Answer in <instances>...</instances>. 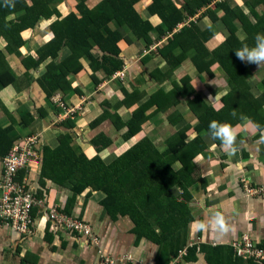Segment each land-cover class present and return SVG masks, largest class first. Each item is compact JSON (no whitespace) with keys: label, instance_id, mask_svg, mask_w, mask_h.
I'll return each instance as SVG.
<instances>
[{"label":"crops","instance_id":"0c3cea01","mask_svg":"<svg viewBox=\"0 0 264 264\" xmlns=\"http://www.w3.org/2000/svg\"><path fill=\"white\" fill-rule=\"evenodd\" d=\"M26 1L29 4V0ZM99 1L87 0V8L91 9ZM228 1L233 6H239L255 22L243 0ZM174 2L179 8L184 0ZM77 4L78 0L57 1L51 4V9L57 8L61 16L65 17L71 12H76ZM150 5L151 0H142L136 10L143 20L149 21L156 28L161 25V21L157 16L149 15L147 9ZM255 8L261 13L264 12L262 4ZM205 10L206 8H202L178 28L184 27L186 23H194L202 31H213V38L206 44L207 49L213 51L225 41L226 32L219 22L212 24L209 17L202 18ZM17 17L18 15H12L10 20L15 21ZM53 22L54 19L42 20L33 29L23 31L20 35L21 44L16 47L17 52L10 54L7 51V42L3 36L0 37V51L6 57L11 75L14 80L22 79L19 89L11 86L0 91V128L5 129L12 125L13 134L18 139L36 135L41 138L42 147L54 149L59 145L58 137L70 132L76 153H84L90 159L97 155L91 141L98 136H104L109 140L110 146L99 156L105 164H110L145 139H149L160 152L166 150L167 140L178 132L186 135V142L196 139L198 135L195 127L198 120L190 110L188 100L183 99L165 112H157L156 106L149 109L145 113L147 121L142 125L140 132L131 139L123 138L127 128L117 127L118 122L119 126L128 124L134 111L158 90L170 92L173 82L188 77L195 94L207 106L221 109L222 99L229 88L218 65L212 67L213 78L199 74L190 60L171 73V67L157 52V49L164 45L165 39H160L156 29L149 33L148 42H152L149 49L142 41L135 40L128 30L121 29L124 40L119 43V48L124 66L120 71L109 77L103 72L95 73L99 81L96 83L91 81L87 58L79 59L77 65L83 69L68 79V83L72 89L81 92V95H70L67 98L57 94L47 98L39 81L44 74L53 71L59 63L70 57V51L63 49L56 59H46L38 69L31 68L30 71L26 70L23 60L31 58L37 61L38 53L56 34L51 30ZM241 34L242 39L245 35L242 31ZM93 53L96 54L97 51ZM246 63L251 68L248 83L254 95L259 96L263 90L261 82L264 80L260 75L264 74V71L255 72L257 64ZM260 69L264 70V67ZM27 72L28 81L23 79ZM154 72L165 75L166 80L159 83L158 78L161 76L158 74L152 77ZM124 90L129 94L137 92L143 97L137 103L121 106ZM52 99L61 100L71 107L81 106L79 115L73 120L68 119L74 121L73 129L63 127L65 120H59L60 111L55 108ZM173 113L178 114L181 119L177 125H171L168 120ZM103 115L106 117L102 121L91 126V123ZM25 120L28 123H25ZM233 129L231 150L222 147L220 140L217 142L208 133H200L206 149L192 161V177L197 183L189 189L191 199L186 202L193 218L188 226L186 246L200 243L223 246L224 255L228 254L232 242L244 235L264 243V130L259 132L246 120ZM173 169L178 171L180 165L175 164ZM40 174L41 164L35 159L30 161L20 176L22 181L27 182L30 190L47 204V208H65L70 197L69 191L48 181L44 185L41 184ZM1 175L0 158V177ZM246 187L255 193H247ZM86 193L76 199L71 215L93 227L100 238L98 243L92 244L87 239L54 230L51 226L48 228L45 212L35 211L33 216L36 222L31 235L21 236L11 227L0 229V264H158L156 244L146 238L137 240L134 225L128 218L112 221L105 215L100 206L104 199L103 194L94 192L86 199ZM171 193L175 198L182 195L178 187L172 188ZM99 250L103 251L107 259L101 252L100 257L97 255ZM183 251L181 249L182 253L171 257L167 264H208L204 253L199 252L197 259L192 261Z\"/></svg>","mask_w":264,"mask_h":264},{"label":"trees","instance_id":"16d2710c","mask_svg":"<svg viewBox=\"0 0 264 264\" xmlns=\"http://www.w3.org/2000/svg\"><path fill=\"white\" fill-rule=\"evenodd\" d=\"M57 1L68 0H29V4L26 0H0V37L3 36L7 42L8 54L17 52L16 47L21 44L20 35L23 31L33 29L42 20L54 19L51 30L56 34L53 40L38 53L37 61L31 58L23 60L27 71L38 69L46 59H56L63 49L70 51V57L59 63L53 71L44 74L39 81L47 98L57 94L67 98L70 95H81L68 83V79L83 69L77 65L79 59L87 58L91 81L96 83L99 81L95 73L103 72L109 77L120 71L124 66L119 48V43L124 40L121 29L128 30L135 40L148 46L147 49L152 46V42H148L149 33L156 29L160 39H165L164 45L157 52L171 67V73L190 60L199 74L213 78L212 67L218 65L229 88L222 99L221 109L216 110L207 106L195 94L190 79L186 77L173 82L170 92L158 90L150 96L134 111L128 124L119 126L117 123L118 129L127 128L123 138L128 140L140 132L147 121L145 113L149 109L156 106L157 112H165L178 105L182 99L188 100L189 108L198 120L195 127L198 136L186 142V135L178 132L167 140L164 152L157 150L149 139H145L110 164H105L99 154L110 146L109 140L104 136L94 138L91 146L97 155L88 159L84 153H76L70 132L58 137L59 145L56 148L42 147L38 159L41 164V184L48 181L70 193L65 208H61L62 212L72 216L76 199L82 194L87 192V199L94 192L101 193L104 199L100 206L105 215L112 221L128 218L134 225L137 240L146 238L158 246V264H167L181 249L192 261L197 259L199 252L204 253L208 264H264V261L253 258L238 257L232 246L227 256L223 254V246L202 243L186 246L188 226L193 220L186 202L191 199L189 189L197 183L192 177V161L206 149L200 133L210 135L208 123L211 120L226 123L232 128L246 120L259 132L264 130V80L261 82V95L255 96L248 83L251 68L233 52V49L243 44L251 45L254 35L264 32V12L255 8L264 5V0L246 2L255 22L239 6L231 5L228 0H184L179 8L174 0H151L147 11L161 21V25L156 28L137 12L136 6L142 0H100L91 9L87 8V0H78L76 12L65 17L61 16L57 8L51 9V4ZM202 8H206L202 18L209 17L212 24L219 22L226 32L225 41L213 51L206 47L213 38V31H202L194 23H186L184 27L178 28ZM12 15H18L15 20L18 23L10 20ZM241 31L245 35L244 39L240 38ZM94 51L97 53L94 54ZM10 71L6 57L0 51V91L11 86L19 89L22 83V79L14 80ZM159 73H152V77ZM24 75L23 79L28 81V72ZM159 75V83L166 80L165 75ZM142 97L137 92L129 94L124 90V100L120 105H132ZM27 117L32 120L30 116ZM105 117L103 115L96 119L91 126ZM168 120L171 125L181 121L176 113L170 115ZM25 123L28 121L25 120ZM74 126V121L63 122V127L69 130ZM12 127L0 128L1 159L11 152L16 142L21 141L13 134ZM214 139L219 142V139ZM175 164L180 165L178 171L173 169ZM17 180L21 182L22 177ZM174 187L182 191L178 198L171 193ZM259 245L264 247V243L259 242Z\"/></svg>","mask_w":264,"mask_h":264},{"label":"built area","instance_id":"2783aa9c","mask_svg":"<svg viewBox=\"0 0 264 264\" xmlns=\"http://www.w3.org/2000/svg\"><path fill=\"white\" fill-rule=\"evenodd\" d=\"M51 101L55 108L60 111L59 120L74 119L82 109L81 106H68L61 100L52 99ZM40 139L36 135L26 137L2 159L0 229L11 227L19 235L29 236L35 228L34 212L41 211L45 212L47 223H50L52 229L87 239L92 244L98 243L100 238L93 227L73 216L64 214L58 206L47 208V204L30 190L27 182L17 180L19 173L27 169L30 161L39 159L42 149ZM245 190L249 194L255 193L248 187ZM232 246L238 257L264 261V247L260 246L259 242L249 235H244L242 238L233 241Z\"/></svg>","mask_w":264,"mask_h":264},{"label":"clouds","instance_id":"9594fccd","mask_svg":"<svg viewBox=\"0 0 264 264\" xmlns=\"http://www.w3.org/2000/svg\"><path fill=\"white\" fill-rule=\"evenodd\" d=\"M233 52L241 61L255 63L258 66L264 64V32H257L251 45L243 44L239 48L233 49ZM208 129L212 137L220 140L222 147L229 150L233 148L234 129L232 127L226 123L211 120L208 123ZM17 143L19 142H16L15 145Z\"/></svg>","mask_w":264,"mask_h":264},{"label":"rangeland","instance_id":"374dc122","mask_svg":"<svg viewBox=\"0 0 264 264\" xmlns=\"http://www.w3.org/2000/svg\"><path fill=\"white\" fill-rule=\"evenodd\" d=\"M248 0H243V3H244V5H246L247 6V4H246V2H247ZM262 67H264V65L263 66H258L257 65V67L254 69L255 70V72H258V71H264V70H261L260 68H262ZM261 73V72H260ZM261 77L263 76L264 77V74H261L260 75ZM262 77V78H263ZM220 83H223L222 81H220ZM222 86V85H221ZM76 107H78V106H76ZM25 139V138H24ZM99 252H101L102 253V255H103V257H105V255H104V253H103V251L101 250H99L98 252H97V255L100 257V253ZM106 258V257H105ZM107 259V258H106ZM111 262L113 261V260H110Z\"/></svg>","mask_w":264,"mask_h":264}]
</instances>
